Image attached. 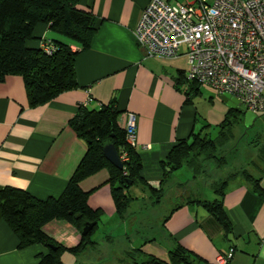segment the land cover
<instances>
[{"label":"crops","instance_id":"obj_1","mask_svg":"<svg viewBox=\"0 0 264 264\" xmlns=\"http://www.w3.org/2000/svg\"><path fill=\"white\" fill-rule=\"evenodd\" d=\"M149 1L77 0L79 7L96 19V31L84 50L47 25L36 26L34 38L26 43L28 48L59 41L79 51L74 64L77 88L30 107L20 76H8L0 83V190L22 189L42 201L58 198L87 152L86 142L70 127V120L81 107L99 110L114 106L120 129H124L128 114L136 116L134 149L141 161L140 177L154 191L164 189L167 194L159 202L147 188L128 185L125 194L131 198L129 214L121 221L110 170L103 168L83 178L79 187L88 193V206L103 214L92 237L99 240L97 252L90 250L78 259L65 252L62 264H123L128 262L124 252L130 249L153 257L159 262L156 264H169V252L177 246L190 254L192 264H215L216 257L230 249L234 250L230 264H264V163L259 159L258 147L254 146L255 152L248 151L247 156L253 160L236 167L259 179L261 194L242 176L224 191L222 204L232 224L228 236L202 205L191 203L194 198L218 199L212 189L200 192L194 188L206 179L193 178L192 171L182 167L171 171L167 182L162 183L165 171L161 163L171 149L183 140L189 141L192 134L212 137L216 130L218 133L219 124L231 108L210 87L186 81L184 48L177 57L166 59L148 56L137 45L134 30ZM165 1L170 5L194 2ZM147 198L155 199L150 206L162 207L169 198L179 203L170 208L166 203L168 212L159 224L160 239L138 240L135 233L130 238L124 228L120 235L125 236L124 243L115 255L108 247L114 244L115 232L135 225L129 222L134 216L130 211L146 207L141 200ZM42 231L66 249L80 242V233L66 221L48 222ZM102 238L106 241H100ZM46 253L47 248L40 244L19 249L17 236L0 213V264H37L39 256ZM143 261L137 260L145 264Z\"/></svg>","mask_w":264,"mask_h":264},{"label":"trees","instance_id":"obj_2","mask_svg":"<svg viewBox=\"0 0 264 264\" xmlns=\"http://www.w3.org/2000/svg\"><path fill=\"white\" fill-rule=\"evenodd\" d=\"M95 22L92 13L80 8L77 0H0V83L8 76H20L30 107L43 105L63 92L76 89L74 64L79 51H73L62 42L52 41L47 46L53 47V51L46 54L43 47L28 48L26 43L34 38L36 26L43 24L51 31L81 45V50H84L89 47L96 31ZM240 110H228L225 119L218 126L215 138L201 133L192 134L189 141L183 140L174 146L161 163L165 171L163 184L167 182L171 171L182 167L190 169L193 178L210 180V187L218 195V199L203 201L194 198L191 203L202 205L221 225L226 236L232 231V224L222 204L228 184L237 176H242L261 194L259 179H253L247 171L238 169L235 164L229 165V156L235 152L237 144H228L234 137V121L239 119ZM117 114L114 106H102L99 110L81 107L70 120V127L86 142L87 152L58 198L42 201L22 189L4 187L0 190V213L17 236L18 248L24 249L35 244L47 248V253L39 256L37 264H62L61 257L65 252L78 259L96 249L99 240L92 237L103 214L88 206V193L79 187L83 178L103 168L110 170V182L116 184L112 189L116 212L121 221L126 220L129 214L127 208L131 198L125 194L128 181L132 182L130 185L137 184L147 188L157 196L159 202L167 194L164 189L154 191L140 177V158L126 142L124 129L118 127ZM255 141L259 143L258 140ZM109 143L115 146L119 156L123 153L127 156V160L122 162L121 170L110 164L103 155L102 149ZM257 147L259 159L264 163V143ZM170 200L171 198L167 199ZM76 215H80V218L76 219ZM54 220L66 221L74 226L80 233L78 246L66 249L44 234L42 227ZM87 225H91V228L82 234ZM100 241L106 239L102 238ZM124 254L128 262L123 264L142 263L137 260H144L145 264L159 263L140 250L130 249ZM169 264H192L190 254L177 246L169 252Z\"/></svg>","mask_w":264,"mask_h":264},{"label":"built area","instance_id":"obj_3","mask_svg":"<svg viewBox=\"0 0 264 264\" xmlns=\"http://www.w3.org/2000/svg\"><path fill=\"white\" fill-rule=\"evenodd\" d=\"M148 56L172 59L182 48L188 62L186 81L228 96L238 108L264 113V0H194L170 5L150 0L134 30ZM46 54L53 47L42 46ZM136 116L127 115L126 142H136ZM121 163L127 160L123 153ZM232 250L215 264H230Z\"/></svg>","mask_w":264,"mask_h":264},{"label":"rangeland","instance_id":"obj_4","mask_svg":"<svg viewBox=\"0 0 264 264\" xmlns=\"http://www.w3.org/2000/svg\"><path fill=\"white\" fill-rule=\"evenodd\" d=\"M238 108V107H237ZM239 119L234 121V127H233V139L232 142L228 144L231 145V143H236L237 148L235 152H233L232 155L229 156V165L235 164V165H243L247 162L253 160V157L247 156L248 151L255 152V145L256 147L264 143V113L258 114L254 122L251 126L247 127L244 122V113L240 110ZM214 131V129H213ZM217 135V130L212 134L211 138H215ZM258 140L259 143H256ZM200 182V181H199ZM210 180L206 181L203 180L202 183L200 182L201 189L195 187L198 191L202 192L205 191V189L211 190L209 185ZM209 185V186H208ZM199 192V193H200ZM211 192V191H210ZM132 194V191H131ZM198 196V195H197ZM213 196V194H212ZM199 197V196H198ZM155 199L153 198H147L144 200H141L146 207H144L142 210H131L130 215H134L129 217L130 223H134L135 225H132L131 227H121L120 230L115 232L114 238V244L108 245L109 250H113L116 255L117 249L124 243V239H122L125 236L121 232H124V228L128 230L130 238L135 233V236L138 237V240H146L147 238H157L160 239V231H159V224L165 217V213L168 212L167 205L170 207L174 206L173 204L179 203L178 199H171L170 201L164 202V204L161 206H157V204H154L153 206H150V203H153ZM137 207V206H136ZM134 221V222H133ZM105 222V221H104ZM107 235V234H106ZM105 243V242H104ZM103 252H105V248H101ZM96 251L94 252L96 254ZM93 254V253H92ZM114 255V256H115ZM91 258V257H90ZM115 259V258H113ZM85 264V263H84Z\"/></svg>","mask_w":264,"mask_h":264},{"label":"water","instance_id":"obj_5","mask_svg":"<svg viewBox=\"0 0 264 264\" xmlns=\"http://www.w3.org/2000/svg\"><path fill=\"white\" fill-rule=\"evenodd\" d=\"M222 100L227 104L228 107H230L231 109H236L237 108V102L236 100L228 97V96H223ZM241 110H243L244 112V122L246 124L247 127L252 125V122L256 119V115L246 112L244 108H240ZM103 155L105 156V158L109 161L110 164H112L115 168L121 170L123 167V164L121 163L120 159H119V155L118 152L116 151V148L113 144L109 143L106 144L103 149ZM132 182L128 181L125 185V187H127L128 185H130ZM76 219L80 218V215H76L75 216ZM91 228V225H87L83 228L82 230V234H85L89 229Z\"/></svg>","mask_w":264,"mask_h":264}]
</instances>
